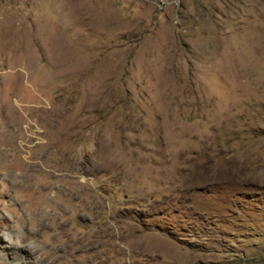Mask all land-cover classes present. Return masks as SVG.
I'll list each match as a JSON object with an SVG mask.
<instances>
[{"label": "rangeland", "instance_id": "1", "mask_svg": "<svg viewBox=\"0 0 264 264\" xmlns=\"http://www.w3.org/2000/svg\"><path fill=\"white\" fill-rule=\"evenodd\" d=\"M0 27V264L8 235L27 264H264V0H0Z\"/></svg>", "mask_w": 264, "mask_h": 264}, {"label": "bare ground", "instance_id": "2", "mask_svg": "<svg viewBox=\"0 0 264 264\" xmlns=\"http://www.w3.org/2000/svg\"><path fill=\"white\" fill-rule=\"evenodd\" d=\"M7 28H3V27H0V39L4 36V34H7V31L9 30V28L6 30ZM22 31V30H21ZM23 35V34H22ZM5 39V38H4ZM3 39V42L5 41ZM1 44H5V43H1ZM22 74V73H21ZM19 75H20V73H19ZM29 108V107H28ZM32 110H31V109ZM29 108V111H30V113L29 114H27V117L29 118V119H34V118H36V116H37V112L36 111H34L35 109H36V107L34 106V107H30ZM46 111V110H45ZM51 113V112H50ZM40 115V114H39ZM52 115V114H51ZM40 117V116H39ZM52 119V118H51ZM38 120V119H37ZM49 121H50V119H49ZM35 122V121H34ZM49 123H51V122H49ZM48 123V124H49ZM36 126L35 127H37L38 126V122L36 121V124H35ZM51 127H52V125H50ZM47 127H49V125L47 126ZM30 129H28V130H32V126H30L29 127ZM35 136H37V138H40V137H42V136H44L45 134H46V131H44L43 133H40V132H32ZM49 134V133H48ZM51 138V137H50ZM32 140H33V138H32V136L30 137L29 136V141H28V143H30L31 144V142H32ZM50 140V142H51V139H49ZM49 145H50V143H49ZM35 147V146H34ZM40 147V146H39ZM47 148V147H46ZM20 157V156H19ZM18 156H17V158H14L15 159V161L14 162H17V160L19 161V163H18V166H20V169L21 170H19L18 168V166L16 167V164H15V167L18 169H14L13 171H15V172H21V173H28V170H26V169H24V168H22V166L24 167V165H25V162H23V161H25L24 159H22V157H21V159H18L19 158ZM17 159V160H16ZM77 159V158H76ZM79 161V160H78ZM33 164V163H32ZM41 164V163H40ZM37 165V164H36ZM35 165V166H36ZM8 166H9V164H8ZM13 169V168H12ZM11 169V170H12ZM14 173V172H13ZM20 175V174H19ZM21 175H23V174H21ZM27 175V174H26ZM38 199V198H37ZM35 201V200H34ZM39 201H40V199H39ZM41 204H42V202H41ZM40 204V205H41ZM40 205L38 204V202H31V207L35 210V211H37L38 213H41V207H40ZM34 212V211H33ZM21 237L20 236H16V239H13V237L11 236V235H8V240H7V245H10V250L13 252V259L11 260V263L12 264H27V263H25L24 262V258L23 257H21V254H19V253H21L20 251H21V239H20ZM7 255L8 254H6L5 252H2V251H0V256H6L5 257V260H8V257H7ZM27 262V261H26ZM39 264H44V262L42 261V260H40L39 261Z\"/></svg>", "mask_w": 264, "mask_h": 264}]
</instances>
